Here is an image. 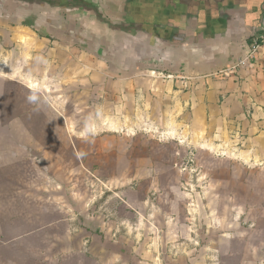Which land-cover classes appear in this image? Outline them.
<instances>
[{
    "label": "crops",
    "instance_id": "crops-1",
    "mask_svg": "<svg viewBox=\"0 0 264 264\" xmlns=\"http://www.w3.org/2000/svg\"><path fill=\"white\" fill-rule=\"evenodd\" d=\"M263 36L264 0H0V264H138L194 152L204 238L152 264H264Z\"/></svg>",
    "mask_w": 264,
    "mask_h": 264
},
{
    "label": "rangeland",
    "instance_id": "rangeland-1",
    "mask_svg": "<svg viewBox=\"0 0 264 264\" xmlns=\"http://www.w3.org/2000/svg\"><path fill=\"white\" fill-rule=\"evenodd\" d=\"M208 160H209V154H207L206 152L202 153L201 155H198V153L196 154L195 152L189 153L187 157L184 158L182 163L181 162L179 163L178 168H180L181 170H179L178 168L169 169V173L167 175L171 178L170 179L171 182L166 185H161V188L163 189V191H165L163 195L165 199L162 200L161 203H159V206L162 203H164L163 204L164 206L168 204L169 206L168 208L170 209V212L173 216V218H171V221L174 222V226H172L174 230H171V231L166 230L162 232L160 227H158V228H155L153 232L151 233L150 232L137 233L138 242L136 243V246H137L136 248L132 246L130 247L129 245L126 247L121 246L122 248H120L122 249V254L124 255L126 262H128L134 256L138 259V264H152V262L154 261L153 260L154 256L155 258H157V260H158V257H161V258H164L165 261L170 262L172 261V259L178 258V256H180L181 254H186V252H184L185 250L195 251L194 249H188L185 246L178 247V243L187 240L186 236L189 237V239L192 238L191 236L195 238H198L201 236L202 238H204L205 234L203 233L199 234L198 232H193V233L185 232V228L183 226L184 223L182 221L181 216L184 215L185 210H187V207L193 202L191 200L190 201L191 203H190L188 200L191 197L197 196L194 194V192H196L197 194L199 192L197 191V189L202 191V190H205L207 186H209V185H206L207 177L212 178L211 184L213 187V165H212V168L199 166L201 162L204 163L205 161H208ZM198 178H201V179H198ZM228 187H231L236 190L237 184L230 185ZM223 188H225V186H223ZM237 196L239 198L236 199L234 202L236 203L247 202V200H243L240 198L241 197L240 192L237 193ZM257 196H260V195L257 193ZM198 202L200 205H196V207L202 208L204 210L203 205H202L203 201L200 200ZM204 202H205L204 206H207V209H210L211 208L210 204H213V201H207V203L206 201ZM224 202L225 201L223 200L218 201V204L219 206L222 207V209H224L225 207ZM250 202H254L255 204H258L261 202V199L257 198ZM128 235L129 234H126V233L123 234L124 237H127ZM146 235H148L147 238L154 239L153 246L151 245L147 246L145 244ZM119 239L122 240L123 242L126 240L124 238H119ZM169 240H171L170 246L169 247L163 246L164 244L162 243H165V241H168L167 243H169ZM109 251L117 252L118 250L117 248L115 249L109 248ZM201 252L202 251H199L198 253L201 254ZM108 254H110L111 258L114 257L113 253H108Z\"/></svg>",
    "mask_w": 264,
    "mask_h": 264
},
{
    "label": "built area",
    "instance_id": "built-area-1",
    "mask_svg": "<svg viewBox=\"0 0 264 264\" xmlns=\"http://www.w3.org/2000/svg\"><path fill=\"white\" fill-rule=\"evenodd\" d=\"M264 45V36L260 39H255L253 43V48L257 49L259 46Z\"/></svg>",
    "mask_w": 264,
    "mask_h": 264
}]
</instances>
